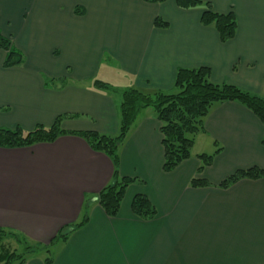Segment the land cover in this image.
I'll list each match as a JSON object with an SVG mask.
<instances>
[{
  "label": "crops",
  "instance_id": "obj_1",
  "mask_svg": "<svg viewBox=\"0 0 264 264\" xmlns=\"http://www.w3.org/2000/svg\"><path fill=\"white\" fill-rule=\"evenodd\" d=\"M203 1L215 13L233 12V38L221 42L200 23L204 5L181 9L175 0H0V32L24 56L3 67L0 49V127L29 131L60 117L64 131L116 134L121 94L94 85L108 82L101 75L110 64L124 88L171 93L178 68L205 67L212 83L264 98V0ZM156 17L167 27H155ZM159 127L144 109L119 147V175L135 180L115 217L95 198L111 180V161L81 137L0 147V227L48 244L87 215L53 245L52 264H264V178L217 187L237 170H264L260 121L237 102L215 104L190 158L170 172L162 169ZM218 147L197 174V155ZM194 177L211 186L190 187ZM137 194L155 208L151 219L132 213Z\"/></svg>",
  "mask_w": 264,
  "mask_h": 264
},
{
  "label": "trees",
  "instance_id": "obj_2",
  "mask_svg": "<svg viewBox=\"0 0 264 264\" xmlns=\"http://www.w3.org/2000/svg\"><path fill=\"white\" fill-rule=\"evenodd\" d=\"M144 1L161 3L165 0ZM175 3L181 9H192L204 5L200 23L203 26H212L217 31L221 42L233 38L236 31V19L232 11L225 14L215 13L210 3L203 0H175ZM153 24L157 28L167 27V23L160 17H156ZM0 49L5 54L3 67L18 66L24 61L21 51L13 46L11 36L3 35L1 32ZM209 74V69L205 67L178 68L173 85L175 91L171 93L158 90L144 91L136 87L125 88L121 92L118 108L119 125L114 135L95 131H64L59 125L60 117H58L49 127L37 125L29 131L20 127H0V147L21 148L38 143H50L62 134L81 137L92 150L105 154L111 161L113 168L111 180L96 194L95 198L108 217H115L127 187L135 180L119 175V147L144 109L151 108L160 123L164 172L172 171L190 158L196 136L205 132L204 119L215 104L225 101L237 102L248 109L264 127V98L231 84L212 83L209 80ZM94 85L101 90L114 91L108 83L99 80H95ZM262 144L264 145V139ZM219 151L220 147L212 153L197 155L199 160L197 174H201L203 169L212 163ZM262 178H264V170L252 166L235 171L224 178L217 187L227 189L243 179ZM189 186L198 188L208 187L211 184L206 179L194 177L189 181ZM131 211L137 217L147 220L156 214L155 208L142 194L133 197ZM87 219V215H83L79 222L64 226L48 244L35 242L13 229L0 227V264H24L29 256L38 252L44 255V264H52L53 245L58 241H65L69 234L83 226Z\"/></svg>",
  "mask_w": 264,
  "mask_h": 264
},
{
  "label": "rangeland",
  "instance_id": "obj_3",
  "mask_svg": "<svg viewBox=\"0 0 264 264\" xmlns=\"http://www.w3.org/2000/svg\"><path fill=\"white\" fill-rule=\"evenodd\" d=\"M109 70L107 71L106 74H102L101 76L103 78L101 79H106L105 81H108L110 83V86L112 87V89H114L113 92L119 93V95L121 94V92L126 88H124L121 84V81L118 80L117 75L115 73V70L112 68V65H109ZM102 70V69H101ZM107 82V83H108ZM150 109V108H148ZM152 110V109H151ZM37 254H41V252H38Z\"/></svg>",
  "mask_w": 264,
  "mask_h": 264
}]
</instances>
